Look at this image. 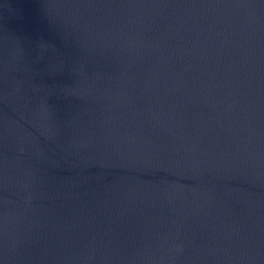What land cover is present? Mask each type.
<instances>
[{
  "label": "water",
  "instance_id": "95a60500",
  "mask_svg": "<svg viewBox=\"0 0 264 264\" xmlns=\"http://www.w3.org/2000/svg\"><path fill=\"white\" fill-rule=\"evenodd\" d=\"M0 264H264V0H0Z\"/></svg>",
  "mask_w": 264,
  "mask_h": 264
}]
</instances>
